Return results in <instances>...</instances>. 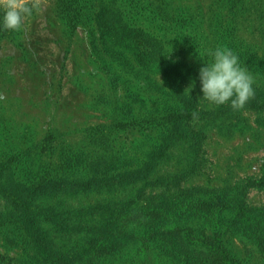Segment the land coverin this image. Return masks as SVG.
I'll return each instance as SVG.
<instances>
[{"label":"rangeland","instance_id":"374dc122","mask_svg":"<svg viewBox=\"0 0 264 264\" xmlns=\"http://www.w3.org/2000/svg\"><path fill=\"white\" fill-rule=\"evenodd\" d=\"M217 48L253 77L242 109L201 97ZM220 252L264 264V0H40L0 27V264Z\"/></svg>","mask_w":264,"mask_h":264},{"label":"clouds","instance_id":"9594fccd","mask_svg":"<svg viewBox=\"0 0 264 264\" xmlns=\"http://www.w3.org/2000/svg\"><path fill=\"white\" fill-rule=\"evenodd\" d=\"M39 8L40 0H0V27L19 31ZM208 55L211 59L204 60L198 70L201 97L215 105L228 103L234 110L242 109L254 95L252 75L229 48H217ZM190 84L188 90L193 87Z\"/></svg>","mask_w":264,"mask_h":264},{"label":"trees","instance_id":"16d2710c","mask_svg":"<svg viewBox=\"0 0 264 264\" xmlns=\"http://www.w3.org/2000/svg\"><path fill=\"white\" fill-rule=\"evenodd\" d=\"M215 203L223 204V202L220 199L219 200H216ZM208 206L211 208V209L207 210L210 214L214 215V217H216L217 215L219 216V213L220 212H219V210H216V208H217L216 205H214L212 203H208ZM219 221H220V219L219 220H213L212 223H210V226L213 229H215V231H213V233H211L212 235H208V234L205 235V234H203L204 236H203V238L201 240L204 243H208V244L209 243H215V244H217V239L215 237L218 234V231H217L216 228H217V226H219L218 225ZM188 231L190 232V233H188V234H190V237L191 238H195V236H196V229H195V227L194 228L190 227L188 229ZM213 235L215 237H213ZM168 242H169V240H168ZM172 245H174V244H172ZM169 253L170 254H173L174 253V255H176L175 252H173V251L172 252H169ZM201 255H204V257L200 258V260L197 259L194 262V264H224L225 263V257H226V255H224L221 252L218 255L208 254V253L206 255L204 253H201ZM201 255L200 254L197 255V257H200Z\"/></svg>","mask_w":264,"mask_h":264}]
</instances>
